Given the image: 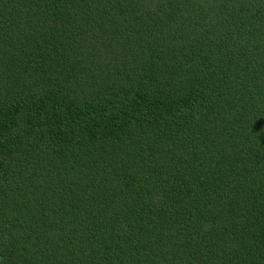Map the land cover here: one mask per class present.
<instances>
[{"label": "trees", "instance_id": "trees-1", "mask_svg": "<svg viewBox=\"0 0 264 264\" xmlns=\"http://www.w3.org/2000/svg\"><path fill=\"white\" fill-rule=\"evenodd\" d=\"M0 264H264V0H0Z\"/></svg>", "mask_w": 264, "mask_h": 264}]
</instances>
